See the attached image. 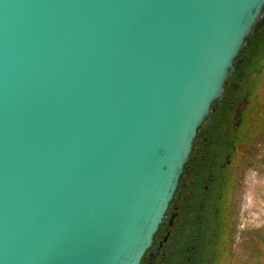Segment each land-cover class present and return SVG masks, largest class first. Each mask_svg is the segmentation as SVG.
I'll list each match as a JSON object with an SVG mask.
<instances>
[{"label":"water","instance_id":"1","mask_svg":"<svg viewBox=\"0 0 264 264\" xmlns=\"http://www.w3.org/2000/svg\"><path fill=\"white\" fill-rule=\"evenodd\" d=\"M264 0H0V264H140Z\"/></svg>","mask_w":264,"mask_h":264},{"label":"flooded vegetation","instance_id":"2","mask_svg":"<svg viewBox=\"0 0 264 264\" xmlns=\"http://www.w3.org/2000/svg\"><path fill=\"white\" fill-rule=\"evenodd\" d=\"M262 28L258 32L264 33ZM246 52L227 85L228 103L222 123L199 128L175 195L140 264H203L204 260L216 264L218 250L223 253L231 242L233 191L240 179L234 171L238 170L241 148L257 122L254 114L246 115L247 103L256 92L248 88L242 93L244 78L263 63L252 61V54L247 59ZM240 103H244L242 109L236 106Z\"/></svg>","mask_w":264,"mask_h":264},{"label":"rangeland","instance_id":"3","mask_svg":"<svg viewBox=\"0 0 264 264\" xmlns=\"http://www.w3.org/2000/svg\"><path fill=\"white\" fill-rule=\"evenodd\" d=\"M244 79L242 93L247 92L248 88L256 92L254 97H250L252 101L247 103L246 115L250 117L254 114L257 122L256 128L249 131L238 155V170L234 172L240 179L233 191L232 239L224 247L223 253L218 250L216 264H264V60ZM225 104L222 101L216 120L210 123L220 122ZM243 104L236 106L242 109ZM214 262L204 260L203 264Z\"/></svg>","mask_w":264,"mask_h":264},{"label":"trees","instance_id":"4","mask_svg":"<svg viewBox=\"0 0 264 264\" xmlns=\"http://www.w3.org/2000/svg\"><path fill=\"white\" fill-rule=\"evenodd\" d=\"M262 30H264V27L262 28ZM252 61H263L264 60V33L263 32H258L255 37L251 40V41H248L247 43V52L245 54V56L247 57V59L250 58V56ZM244 67V65H241V68ZM224 103H226L224 105V110L226 111L227 110V103H228V95H226L223 99ZM223 110V111H224ZM224 111V113H225ZM222 113L219 117L220 122H218L217 124H221L222 123V120H223V117L225 116V114ZM213 124H215L213 122Z\"/></svg>","mask_w":264,"mask_h":264}]
</instances>
